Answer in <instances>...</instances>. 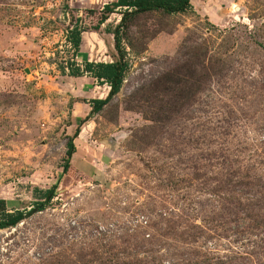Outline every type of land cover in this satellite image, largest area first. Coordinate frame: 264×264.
I'll return each instance as SVG.
<instances>
[{
  "label": "rangeland",
  "instance_id": "374dc122",
  "mask_svg": "<svg viewBox=\"0 0 264 264\" xmlns=\"http://www.w3.org/2000/svg\"><path fill=\"white\" fill-rule=\"evenodd\" d=\"M111 1L0 0V264H264V0L98 24ZM116 27L94 112L109 86L68 64L116 59Z\"/></svg>",
  "mask_w": 264,
  "mask_h": 264
},
{
  "label": "trees",
  "instance_id": "16d2710c",
  "mask_svg": "<svg viewBox=\"0 0 264 264\" xmlns=\"http://www.w3.org/2000/svg\"><path fill=\"white\" fill-rule=\"evenodd\" d=\"M191 7L190 0H113L110 3H105L102 6L101 14L97 19L98 24L103 23L108 15L112 12L117 11L121 13V20L129 17L133 14L141 12H147L152 10H163L169 13L185 11ZM78 19L76 18L74 24H72L66 35V41L70 44L73 53H77L79 50V43L81 41V32L83 31L77 26ZM119 26V25H118ZM113 35L114 48L116 50L117 58L113 61L102 62V61H88L83 58L82 64L70 62L68 67V75L72 77L90 75L98 83L107 84L109 90L105 98H93L89 101L92 111L97 112L100 110L102 105L106 103L114 94H116L121 86L124 78V73L127 68V62L124 60V50L121 46V38L119 35V28L116 27L114 30H109ZM62 69V68H61ZM63 72V70H62ZM79 132L75 130L69 140L66 143V160L63 165V172L69 173L70 171V158L75 152L76 148L73 143L74 138ZM69 168V170H68ZM74 173L73 170L69 174ZM46 196L48 197L51 193V189L46 190ZM22 210H10L7 208L4 199L0 198V229L13 227L23 217Z\"/></svg>",
  "mask_w": 264,
  "mask_h": 264
},
{
  "label": "crops",
  "instance_id": "0c3cea01",
  "mask_svg": "<svg viewBox=\"0 0 264 264\" xmlns=\"http://www.w3.org/2000/svg\"><path fill=\"white\" fill-rule=\"evenodd\" d=\"M87 76L86 75H82V76H80L79 78H80V80L81 79H85ZM78 78V76H77V78L76 79H79ZM76 81H79V80H76ZM77 83V82H76ZM85 83H88V82H84V83H81L82 85H84ZM77 85H79V82L77 83Z\"/></svg>",
  "mask_w": 264,
  "mask_h": 264
}]
</instances>
